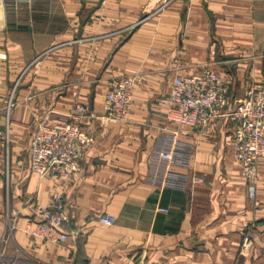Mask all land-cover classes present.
Returning <instances> with one entry per match:
<instances>
[{"label": "crops", "instance_id": "obj_1", "mask_svg": "<svg viewBox=\"0 0 264 264\" xmlns=\"http://www.w3.org/2000/svg\"><path fill=\"white\" fill-rule=\"evenodd\" d=\"M207 68L229 82L230 103L207 126L181 123L161 99L175 76ZM119 75L134 80L133 106L102 123ZM254 84L264 85V0H0L2 119L12 101L0 264H264V157L251 200L228 114ZM77 103L94 138L80 170L38 176L28 162L38 122ZM174 134L192 160L159 164L152 155ZM55 193L69 203L62 243L27 231Z\"/></svg>", "mask_w": 264, "mask_h": 264}, {"label": "built area", "instance_id": "obj_2", "mask_svg": "<svg viewBox=\"0 0 264 264\" xmlns=\"http://www.w3.org/2000/svg\"><path fill=\"white\" fill-rule=\"evenodd\" d=\"M134 80L128 75L115 76L105 98V114L108 119L124 121L133 106ZM175 118L190 126H207L225 113L230 103V84L217 72L207 68L199 74L175 76L169 92L162 97ZM9 102L5 119L0 116V157L5 156L4 166L0 159V172L8 169ZM233 120L235 155L247 182L248 197L256 198L258 184V160L264 157V85L254 84L247 88L237 106L228 113ZM86 104L77 103L68 114L49 110L38 122L29 151V167L40 177L59 176L67 179L81 168V160L94 138L81 126V119L90 116ZM193 157L190 143L173 135L169 149L155 151L152 159L162 165L188 164ZM167 177V176H166ZM164 177L162 183L168 178ZM40 219L31 228L32 235L51 242H65L71 235L64 229L69 219V203L63 193H55L47 206L37 209ZM98 220L110 225L114 215L103 213ZM15 225L11 226V229ZM251 241L249 231L243 237V247Z\"/></svg>", "mask_w": 264, "mask_h": 264}]
</instances>
